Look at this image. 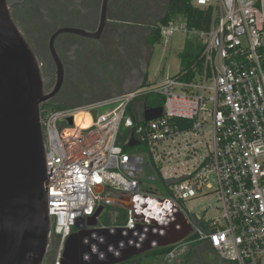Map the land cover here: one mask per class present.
<instances>
[{"label": "built area", "instance_id": "built-area-1", "mask_svg": "<svg viewBox=\"0 0 264 264\" xmlns=\"http://www.w3.org/2000/svg\"><path fill=\"white\" fill-rule=\"evenodd\" d=\"M188 2L210 13L209 28H189L181 16V23L173 19L162 25L160 34L196 36L201 67L192 64L157 84L148 82L86 107L42 110L45 187L58 247L54 264H62L73 233L109 228L100 226L99 218L122 194L135 207L117 227L130 231L178 221L185 218L183 203L214 197L221 215L194 219L190 234L166 247V264L200 244L227 263L264 264V0ZM155 95L164 98L163 114L146 122L145 111L159 108L146 105ZM137 100L141 113L129 115ZM107 107L113 108L99 112ZM81 113L91 117L90 126L78 124ZM132 141L147 147L148 159L125 152ZM147 170L152 181L166 185L170 197L144 187Z\"/></svg>", "mask_w": 264, "mask_h": 264}, {"label": "water", "instance_id": "water-1", "mask_svg": "<svg viewBox=\"0 0 264 264\" xmlns=\"http://www.w3.org/2000/svg\"><path fill=\"white\" fill-rule=\"evenodd\" d=\"M14 1L0 0V264H46L54 222L45 187L42 110L53 94L46 89L36 50L13 18ZM162 114V107L147 109L144 118L151 122ZM184 219V224L178 220L135 231L109 227L73 234L66 245L65 264L69 255L76 259L72 264H116L166 248L192 231L194 219Z\"/></svg>", "mask_w": 264, "mask_h": 264}, {"label": "flooded vegetation", "instance_id": "flooded-vegetation-1", "mask_svg": "<svg viewBox=\"0 0 264 264\" xmlns=\"http://www.w3.org/2000/svg\"><path fill=\"white\" fill-rule=\"evenodd\" d=\"M170 3L15 0L13 18L36 50L43 64L46 89L53 94L43 109L86 107L148 83L146 68L153 49L150 40L167 18ZM178 219L185 223L183 217ZM57 251L54 241L46 264H54ZM69 256L67 264L76 261ZM183 259L184 264H231L205 244L191 248ZM131 262L142 264L137 257L116 264Z\"/></svg>", "mask_w": 264, "mask_h": 264}, {"label": "rangeland", "instance_id": "rangeland-1", "mask_svg": "<svg viewBox=\"0 0 264 264\" xmlns=\"http://www.w3.org/2000/svg\"><path fill=\"white\" fill-rule=\"evenodd\" d=\"M181 18V16H176L174 18V22H176L177 24L181 23ZM191 38L193 41L192 43H194V45L200 44L196 36H192ZM190 40H187V35H185L184 33H177L174 37L170 39L163 37L159 43L153 46L149 66L146 68L149 83L157 84L163 81L165 78L174 76L178 73L183 57V50L186 47V43L191 42ZM149 103L152 107H158L159 103H162L163 105L164 98L157 95L151 96L149 99ZM112 108L113 107H107L101 109L99 112L103 113ZM142 109L143 107L141 105V101L137 100L131 105L128 114L132 116L138 115L141 113ZM127 132L128 131L124 129V126H122V133L124 134ZM129 153H141L146 157V159H148V149L144 144L136 145L134 147L129 148ZM150 176L151 173L149 170H147V172L141 178L144 187L158 189L161 195H163L164 197H170L166 185L162 181H152ZM212 187L215 190L217 188V184L213 183ZM209 204L212 205L210 209H208ZM183 206L185 207L183 209V214L186 218H188L187 216L189 215L190 217H192V219L200 220L204 217L210 219L221 215L218 214L214 209L216 207V201L214 200L213 196L208 199L187 201L183 203ZM111 215H113L114 217H118V214H116L113 210L107 207L102 216L99 218V225L102 226V224L105 223L106 218ZM113 216L111 217L114 218ZM137 259H139L142 264H148L149 261L151 264H166L163 261L162 256L154 258L153 256H149L147 254L141 257H137ZM174 264H184V259L181 257Z\"/></svg>", "mask_w": 264, "mask_h": 264}, {"label": "trees", "instance_id": "trees-1", "mask_svg": "<svg viewBox=\"0 0 264 264\" xmlns=\"http://www.w3.org/2000/svg\"><path fill=\"white\" fill-rule=\"evenodd\" d=\"M176 16H182L184 19H186L187 24L189 28H194L198 30H205L209 28L210 25V18L211 15L208 11H202L199 9H196L190 5L188 0H171V3L168 8V15L167 18L162 22V25H168L171 20H173ZM161 25V26H162ZM162 37L160 34V28L154 38H151L150 43L153 47L155 44L159 43L161 41ZM201 55H202V46L200 44L194 45L192 42H187L186 47L182 53V61H181V72L183 70L189 69L192 64H197L199 67H201ZM150 97L147 99L146 105L149 107H152L149 103ZM162 103H159V107H162ZM44 108V107H43ZM66 107L63 106H56L52 109L59 110ZM184 125L190 126V122H183ZM126 139H128V134H125L123 138H121V145H123L126 142ZM125 152L129 153V147L126 146L124 148ZM122 222L126 223L128 214L122 213ZM201 225H205V223L202 221ZM170 251V248H161L158 250H155L152 253L156 256H162L163 261L165 256Z\"/></svg>", "mask_w": 264, "mask_h": 264}, {"label": "crops", "instance_id": "crops-1", "mask_svg": "<svg viewBox=\"0 0 264 264\" xmlns=\"http://www.w3.org/2000/svg\"><path fill=\"white\" fill-rule=\"evenodd\" d=\"M151 56H152V54H151ZM180 70H181V66H180L179 71ZM108 207L111 210H113L116 214H118V217H114L113 215H111V216H113L114 218H112L111 216L107 217L106 220H105V223L102 224V227L103 226L104 227H117V226H120L121 224H123L122 218H121L122 217V213H127L128 210H132V208L134 209L135 203H134L133 199L130 196L122 194V195H118L117 198L114 200V202H112V204L110 206H108ZM124 207H128V208H131V209L127 210ZM205 219H209V218L205 217ZM171 235H172V233H171ZM155 250H158V249H155ZM155 250H152V251H150V252H148L146 254H143V255H147L148 254L149 256H153L154 258H158L159 256H156V255H153V254H149V253L154 252ZM143 255H141V256H143ZM141 256H139V257H141ZM148 264H151L150 261H149Z\"/></svg>", "mask_w": 264, "mask_h": 264}, {"label": "bare ground", "instance_id": "bare-ground-1", "mask_svg": "<svg viewBox=\"0 0 264 264\" xmlns=\"http://www.w3.org/2000/svg\"><path fill=\"white\" fill-rule=\"evenodd\" d=\"M77 122L79 125L86 128L91 125V117L86 113H81L77 117Z\"/></svg>", "mask_w": 264, "mask_h": 264}, {"label": "snow or ice", "instance_id": "snow-or-ice-1", "mask_svg": "<svg viewBox=\"0 0 264 264\" xmlns=\"http://www.w3.org/2000/svg\"><path fill=\"white\" fill-rule=\"evenodd\" d=\"M53 195H58V193H56L54 190H53V193H52ZM57 206H59V205H57Z\"/></svg>", "mask_w": 264, "mask_h": 264}]
</instances>
